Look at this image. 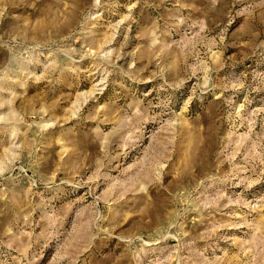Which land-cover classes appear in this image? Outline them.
Listing matches in <instances>:
<instances>
[{
    "label": "rangeland",
    "instance_id": "obj_1",
    "mask_svg": "<svg viewBox=\"0 0 264 264\" xmlns=\"http://www.w3.org/2000/svg\"><path fill=\"white\" fill-rule=\"evenodd\" d=\"M0 264H264V0H0Z\"/></svg>",
    "mask_w": 264,
    "mask_h": 264
}]
</instances>
